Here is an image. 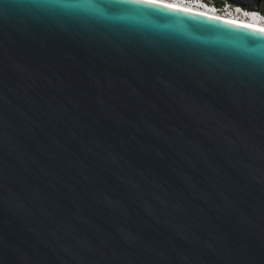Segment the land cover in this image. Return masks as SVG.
Returning <instances> with one entry per match:
<instances>
[{
    "label": "water",
    "instance_id": "water-1",
    "mask_svg": "<svg viewBox=\"0 0 264 264\" xmlns=\"http://www.w3.org/2000/svg\"><path fill=\"white\" fill-rule=\"evenodd\" d=\"M0 264H264V31L0 0Z\"/></svg>",
    "mask_w": 264,
    "mask_h": 264
},
{
    "label": "built area",
    "instance_id": "built-area-1",
    "mask_svg": "<svg viewBox=\"0 0 264 264\" xmlns=\"http://www.w3.org/2000/svg\"><path fill=\"white\" fill-rule=\"evenodd\" d=\"M209 15H218L239 20H252L264 25V11L248 8L229 0H160Z\"/></svg>",
    "mask_w": 264,
    "mask_h": 264
},
{
    "label": "bare ground",
    "instance_id": "bare-ground-1",
    "mask_svg": "<svg viewBox=\"0 0 264 264\" xmlns=\"http://www.w3.org/2000/svg\"><path fill=\"white\" fill-rule=\"evenodd\" d=\"M158 3H163L165 5H170L172 7H178V8H181V9H187V10H190L189 8H186V7H183V6H178L174 3H171V2H165V1H160V0H157ZM190 11H194V10H190ZM198 12V11H197ZM201 13V12H199ZM215 16H218V15H215ZM218 17H222V16H218ZM223 19H226L227 21H232L234 23H238V24H241V25H245V26H249V27H253V28H257V29H264V25H261L260 23H256V21L254 19L252 20H239V19H232V18H226V17H222Z\"/></svg>",
    "mask_w": 264,
    "mask_h": 264
},
{
    "label": "trees",
    "instance_id": "trees-1",
    "mask_svg": "<svg viewBox=\"0 0 264 264\" xmlns=\"http://www.w3.org/2000/svg\"><path fill=\"white\" fill-rule=\"evenodd\" d=\"M259 9L264 11V0H261L259 3Z\"/></svg>",
    "mask_w": 264,
    "mask_h": 264
},
{
    "label": "snow or ice",
    "instance_id": "snow-or-ice-1",
    "mask_svg": "<svg viewBox=\"0 0 264 264\" xmlns=\"http://www.w3.org/2000/svg\"><path fill=\"white\" fill-rule=\"evenodd\" d=\"M144 2L152 4V3H156L157 0H144ZM261 31H264V29H261Z\"/></svg>",
    "mask_w": 264,
    "mask_h": 264
}]
</instances>
